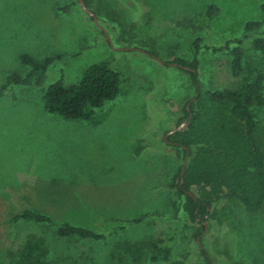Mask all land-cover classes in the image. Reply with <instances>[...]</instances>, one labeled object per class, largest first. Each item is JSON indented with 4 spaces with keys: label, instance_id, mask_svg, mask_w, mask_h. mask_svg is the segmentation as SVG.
Returning a JSON list of instances; mask_svg holds the SVG:
<instances>
[{
    "label": "rangeland",
    "instance_id": "rangeland-1",
    "mask_svg": "<svg viewBox=\"0 0 264 264\" xmlns=\"http://www.w3.org/2000/svg\"><path fill=\"white\" fill-rule=\"evenodd\" d=\"M263 3L91 0L88 8L110 43L79 0H0V87L9 73L28 70L23 53L44 58L81 49L53 64L43 85L10 87L0 97V264L18 262L26 241L37 237L45 240L38 256L53 264H153L152 256L162 257L168 248L181 264H264V207L249 212L221 198L204 230L175 212L168 185L183 158L164 140L195 96L189 74L164 61L192 60L202 39L203 87L235 86L229 57L217 48L241 38L248 21L262 20ZM211 4L220 8L212 20L206 14ZM244 46L245 61L264 72V50L249 39ZM101 60H110L120 75L113 100L88 120L45 109L43 93L52 82L62 77L77 83ZM254 111L264 148V105ZM23 208L47 213L56 224L14 219ZM146 212L144 222H127ZM63 221L105 233L106 239L58 236L55 227Z\"/></svg>",
    "mask_w": 264,
    "mask_h": 264
},
{
    "label": "trees",
    "instance_id": "trees-1",
    "mask_svg": "<svg viewBox=\"0 0 264 264\" xmlns=\"http://www.w3.org/2000/svg\"><path fill=\"white\" fill-rule=\"evenodd\" d=\"M84 1L88 7L91 5V0ZM69 8L70 5L65 10ZM262 9L264 11V3ZM219 13L217 5L208 6L206 14L210 20ZM263 26L264 18L248 21L241 38H231L225 46L217 48L225 50L229 57L232 76L238 81L233 87H203L199 58L202 39L196 40V53L192 60L174 56L170 62L164 61L187 72L195 88V96L183 108L184 115L179 118L177 127L183 122L186 124L169 136L166 134L164 140L176 145L183 158L175 180L168 185L175 194V212L184 213L189 221L200 223L202 230L206 228L205 222L213 206L221 198L237 201L249 212L256 213L264 207V148L258 137V121L254 111L256 107L264 105V72L245 61L244 46V41L249 39L256 48L264 50V35L259 34ZM80 53L81 49L73 53L58 52L44 58L29 53L21 54V62L28 70L25 73H9L0 87V97L10 87L43 85L46 73L53 64L62 58H74ZM149 54L155 58L158 55L155 51ZM119 91V73L112 67L110 60H101L89 65L77 83L66 84L62 77L52 82L43 93V103L49 113L65 119L88 120L98 108L113 100ZM142 149L140 145L139 151ZM149 215L150 212L142 213L128 218L127 222L140 224ZM13 218L56 224L52 216L32 208H23ZM120 228L123 227H117L110 233ZM55 229L56 234L63 238L75 236L100 240L107 236L67 221L61 222ZM202 230L198 235L202 234ZM44 243L43 237L27 240L19 261L4 264H53L51 260L38 256ZM202 254L207 259L206 251L202 250ZM161 261L181 264L173 259L170 248L165 250L162 257L152 256L153 264H160Z\"/></svg>",
    "mask_w": 264,
    "mask_h": 264
},
{
    "label": "water",
    "instance_id": "water-1",
    "mask_svg": "<svg viewBox=\"0 0 264 264\" xmlns=\"http://www.w3.org/2000/svg\"><path fill=\"white\" fill-rule=\"evenodd\" d=\"M80 1V3H81V5L83 6V8L94 18V22L101 28V29H103L104 30V32L108 35V38H109V40H110V43H112V40H111V38H110V36H109V34H108V32H107V30L99 23V21H98V17L95 15V13L91 10V9H89L88 8V6L86 5V3H85V1L84 0H79ZM140 50H142V49H140ZM186 124V122H183L180 126H178V127H176L175 129H173V130H171V131H169L168 132V134H171V133H173V132H175V131H177V130H179L183 125H185ZM188 156H189V153L187 154V157H186V160H185V163H184V165L186 164V162H187V159H188ZM184 168H185V166L183 167V169H182V173H184Z\"/></svg>",
    "mask_w": 264,
    "mask_h": 264
}]
</instances>
